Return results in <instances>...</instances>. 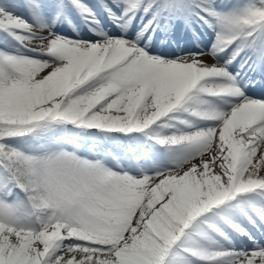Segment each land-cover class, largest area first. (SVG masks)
I'll return each mask as SVG.
<instances>
[{
    "label": "snow or ice",
    "instance_id": "snow-or-ice-1",
    "mask_svg": "<svg viewBox=\"0 0 264 264\" xmlns=\"http://www.w3.org/2000/svg\"><path fill=\"white\" fill-rule=\"evenodd\" d=\"M0 264H264V0H0Z\"/></svg>",
    "mask_w": 264,
    "mask_h": 264
},
{
    "label": "bare ground",
    "instance_id": "bare-ground-1",
    "mask_svg": "<svg viewBox=\"0 0 264 264\" xmlns=\"http://www.w3.org/2000/svg\"><path fill=\"white\" fill-rule=\"evenodd\" d=\"M208 39V38H207ZM207 39L205 41H207ZM206 60H208L209 63H214L215 61H213L210 57H204ZM259 91V90H258Z\"/></svg>",
    "mask_w": 264,
    "mask_h": 264
}]
</instances>
